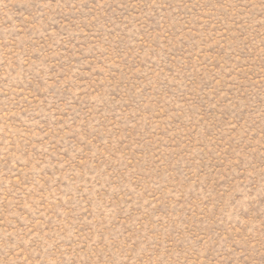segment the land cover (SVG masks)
Instances as JSON below:
<instances>
[{
	"label": "rangeland",
	"instance_id": "obj_1",
	"mask_svg": "<svg viewBox=\"0 0 264 264\" xmlns=\"http://www.w3.org/2000/svg\"><path fill=\"white\" fill-rule=\"evenodd\" d=\"M0 264H264V0H0Z\"/></svg>",
	"mask_w": 264,
	"mask_h": 264
}]
</instances>
